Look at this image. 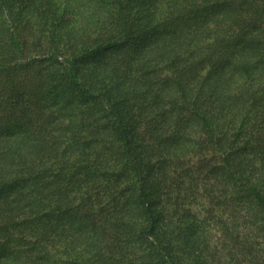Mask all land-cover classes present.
I'll list each match as a JSON object with an SVG mask.
<instances>
[{
	"label": "trees",
	"instance_id": "1",
	"mask_svg": "<svg viewBox=\"0 0 264 264\" xmlns=\"http://www.w3.org/2000/svg\"><path fill=\"white\" fill-rule=\"evenodd\" d=\"M0 264H264V0H0Z\"/></svg>",
	"mask_w": 264,
	"mask_h": 264
}]
</instances>
